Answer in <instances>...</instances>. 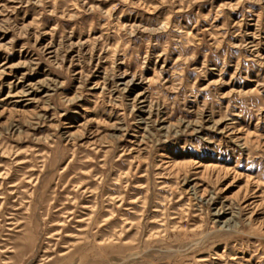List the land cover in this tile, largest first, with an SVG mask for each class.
Listing matches in <instances>:
<instances>
[{
	"label": "rangeland",
	"instance_id": "obj_1",
	"mask_svg": "<svg viewBox=\"0 0 264 264\" xmlns=\"http://www.w3.org/2000/svg\"><path fill=\"white\" fill-rule=\"evenodd\" d=\"M0 264H264V0H0Z\"/></svg>",
	"mask_w": 264,
	"mask_h": 264
}]
</instances>
